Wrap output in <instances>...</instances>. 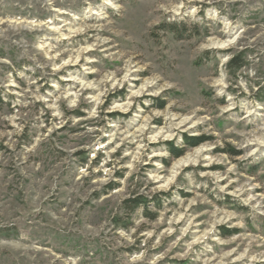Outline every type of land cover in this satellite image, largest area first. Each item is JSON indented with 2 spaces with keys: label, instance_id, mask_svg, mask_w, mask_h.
Masks as SVG:
<instances>
[{
  "label": "rangeland",
  "instance_id": "374dc122",
  "mask_svg": "<svg viewBox=\"0 0 264 264\" xmlns=\"http://www.w3.org/2000/svg\"><path fill=\"white\" fill-rule=\"evenodd\" d=\"M0 97V264H264V0H0Z\"/></svg>",
  "mask_w": 264,
  "mask_h": 264
},
{
  "label": "trees",
  "instance_id": "16d2710c",
  "mask_svg": "<svg viewBox=\"0 0 264 264\" xmlns=\"http://www.w3.org/2000/svg\"><path fill=\"white\" fill-rule=\"evenodd\" d=\"M166 30L173 33L178 39H185L187 32L196 31L197 25H188L186 22H177L174 21L172 23L165 24ZM244 56L242 54L236 55L233 57V59L229 62L228 68L231 71H239L247 64L243 60ZM0 104L3 105L4 102L0 97ZM162 107V106H161ZM76 114L82 115L81 112L76 111ZM207 138H186V142L189 146L195 147L202 142L206 141ZM172 157L179 158L185 154L186 149L185 148H179L171 146L169 148ZM233 155L238 154L237 152H232ZM167 165L170 164L169 161H165ZM152 202V199L143 196V195H135L131 198H128L122 202L121 209L125 210L129 215L134 214L137 210L143 209V213L145 216L149 217L150 219H155L157 217V214H152L149 210V205ZM154 203L157 207H160V203L156 200H154ZM122 218H117L116 221L120 222ZM124 225V224H122ZM238 230H227L223 236H231L235 233H237Z\"/></svg>",
  "mask_w": 264,
  "mask_h": 264
}]
</instances>
